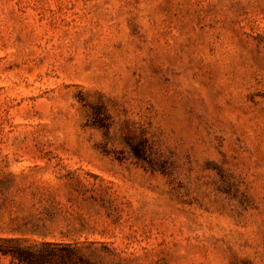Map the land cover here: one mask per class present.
I'll return each mask as SVG.
<instances>
[{"label":"rangeland","instance_id":"1","mask_svg":"<svg viewBox=\"0 0 264 264\" xmlns=\"http://www.w3.org/2000/svg\"><path fill=\"white\" fill-rule=\"evenodd\" d=\"M10 240L264 264V0H0Z\"/></svg>","mask_w":264,"mask_h":264},{"label":"trees","instance_id":"2","mask_svg":"<svg viewBox=\"0 0 264 264\" xmlns=\"http://www.w3.org/2000/svg\"><path fill=\"white\" fill-rule=\"evenodd\" d=\"M52 244L26 245L19 241L0 243V255L9 257L15 264H86L77 250L59 248Z\"/></svg>","mask_w":264,"mask_h":264}]
</instances>
